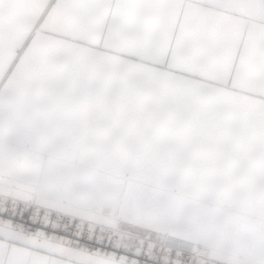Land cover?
I'll list each match as a JSON object with an SVG mask.
<instances>
[{
    "label": "snow or ice",
    "instance_id": "1",
    "mask_svg": "<svg viewBox=\"0 0 264 264\" xmlns=\"http://www.w3.org/2000/svg\"><path fill=\"white\" fill-rule=\"evenodd\" d=\"M31 7L37 19L27 34L0 23V264H161L137 245L145 237L174 254L164 264H264V114L255 151L244 157L212 143L177 166L186 145L171 134L155 144L161 162L150 169L81 160L43 173L15 165L12 152L43 142L28 130L59 110L46 100L110 96L113 79L145 67L232 91L249 83L240 90L264 99V0H32ZM218 10L234 15H210ZM224 67L227 78L218 79ZM203 119L206 131L224 134L217 118ZM53 216L86 222L89 232H69ZM97 228L107 238L96 237Z\"/></svg>",
    "mask_w": 264,
    "mask_h": 264
},
{
    "label": "crops",
    "instance_id": "2",
    "mask_svg": "<svg viewBox=\"0 0 264 264\" xmlns=\"http://www.w3.org/2000/svg\"><path fill=\"white\" fill-rule=\"evenodd\" d=\"M32 0H4L0 23L11 34H27L37 19ZM210 15L231 17L234 13L218 10ZM252 26V21H246ZM245 24L241 21V26ZM251 56L253 41L246 34ZM256 71L250 58L249 74ZM218 79L227 78L226 67ZM110 96H57L46 100L59 110L34 121L29 135L42 138L37 145L14 146L13 163L20 168L51 172L72 161H119L150 169L158 165L155 144L168 137H181L186 150L176 159L181 166L192 159L202 146L220 143L237 157L255 151V139L264 114V99L240 89L235 91L174 76L167 71L145 67L139 75L115 78ZM227 99V104L220 101ZM217 118L224 129L220 137L206 131L203 117ZM158 242V241H154Z\"/></svg>",
    "mask_w": 264,
    "mask_h": 264
},
{
    "label": "built area",
    "instance_id": "3",
    "mask_svg": "<svg viewBox=\"0 0 264 264\" xmlns=\"http://www.w3.org/2000/svg\"><path fill=\"white\" fill-rule=\"evenodd\" d=\"M52 222L54 224H59L61 228H66L69 232L72 233H79L83 232L85 235L89 232V224L86 222H79L74 221L67 217L57 218L55 216L52 217ZM96 237L104 236L107 238V233H101L100 229L97 228L95 232ZM113 239H118V237H112ZM137 245L142 247L143 250L147 253L149 251L154 252L156 255L160 257L161 264H164V261L166 259L174 260L175 256L173 253H170L167 248H162L159 242H154L153 240H149L147 237H145L142 241L137 240ZM155 244V247L153 245ZM130 264V262H129Z\"/></svg>",
    "mask_w": 264,
    "mask_h": 264
}]
</instances>
